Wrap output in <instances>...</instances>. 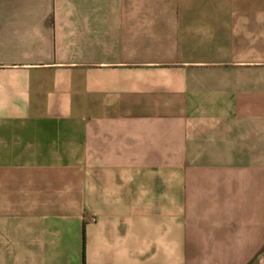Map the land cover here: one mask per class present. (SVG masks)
Returning a JSON list of instances; mask_svg holds the SVG:
<instances>
[{"label":"crops","instance_id":"crops-1","mask_svg":"<svg viewBox=\"0 0 264 264\" xmlns=\"http://www.w3.org/2000/svg\"><path fill=\"white\" fill-rule=\"evenodd\" d=\"M263 256L264 0H0V264Z\"/></svg>","mask_w":264,"mask_h":264},{"label":"rangeland","instance_id":"rangeland-1","mask_svg":"<svg viewBox=\"0 0 264 264\" xmlns=\"http://www.w3.org/2000/svg\"><path fill=\"white\" fill-rule=\"evenodd\" d=\"M262 258H264V256ZM255 264H264V260L257 261Z\"/></svg>","mask_w":264,"mask_h":264}]
</instances>
